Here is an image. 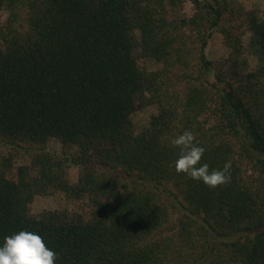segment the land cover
<instances>
[{
	"label": "trees",
	"instance_id": "obj_1",
	"mask_svg": "<svg viewBox=\"0 0 264 264\" xmlns=\"http://www.w3.org/2000/svg\"><path fill=\"white\" fill-rule=\"evenodd\" d=\"M189 1L191 17L185 0H0V246L27 230L56 264H264V17ZM214 29L229 50L218 65L204 52ZM185 130L201 164L231 161L229 184L176 173L170 140ZM55 191L64 209L32 213Z\"/></svg>",
	"mask_w": 264,
	"mask_h": 264
},
{
	"label": "clouds",
	"instance_id": "obj_2",
	"mask_svg": "<svg viewBox=\"0 0 264 264\" xmlns=\"http://www.w3.org/2000/svg\"><path fill=\"white\" fill-rule=\"evenodd\" d=\"M170 144L180 149L174 163L176 173L202 181L210 188L231 182V161L226 162L222 169L210 170L207 163L201 164L206 149L199 145L191 130H185L172 138ZM57 255L46 245L41 235L27 230L5 236L0 246V264H56Z\"/></svg>",
	"mask_w": 264,
	"mask_h": 264
},
{
	"label": "rangeland",
	"instance_id": "obj_3",
	"mask_svg": "<svg viewBox=\"0 0 264 264\" xmlns=\"http://www.w3.org/2000/svg\"><path fill=\"white\" fill-rule=\"evenodd\" d=\"M229 8L232 9L236 13H243L247 11H255L260 17H264V0H228ZM183 12L187 17H191L195 12L194 5L189 1L185 0L183 3ZM7 17L6 11H0V26L5 22ZM206 32L208 30L206 29ZM211 35L207 41V45L205 47V56L208 60L213 61L217 65L223 59L228 56V48L223 42V35L220 34L217 30L210 31ZM250 37L251 34L246 32L242 38V43L244 47L243 57L247 63L248 71H253L260 66V57L256 55L254 51L250 47ZM1 47V44H0ZM140 66L146 68L147 70L153 71L156 69H160L161 65L155 63L152 60L141 61ZM213 71V70H212ZM213 73V72H211ZM208 79L211 82H215V77L213 74H208ZM157 108L156 106L147 105L143 107L141 110L133 113L131 116V121L136 132H139L143 128H145L150 121L151 115L156 114ZM48 148L51 151L60 153L62 151V145L59 141L52 139L48 143ZM76 150H70L71 153H74ZM18 163L27 162V157H20L17 160ZM78 170L76 167H70L67 170V180L70 183H75L77 180ZM66 205V199L62 192L55 191L50 193L49 195L44 196H36L32 205L31 211L32 213H40L43 210H55L60 211L64 209ZM258 228L254 231L248 233H255L262 229Z\"/></svg>",
	"mask_w": 264,
	"mask_h": 264
}]
</instances>
